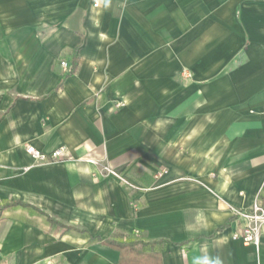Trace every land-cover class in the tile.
Here are the masks:
<instances>
[{
  "label": "crops",
  "instance_id": "0c3cea01",
  "mask_svg": "<svg viewBox=\"0 0 264 264\" xmlns=\"http://www.w3.org/2000/svg\"><path fill=\"white\" fill-rule=\"evenodd\" d=\"M257 200L264 0H0V264H264Z\"/></svg>",
  "mask_w": 264,
  "mask_h": 264
},
{
  "label": "built area",
  "instance_id": "2783aa9c",
  "mask_svg": "<svg viewBox=\"0 0 264 264\" xmlns=\"http://www.w3.org/2000/svg\"><path fill=\"white\" fill-rule=\"evenodd\" d=\"M61 66L65 71H68L70 67L67 60H62ZM26 152L33 158L34 164L25 166L24 170H28L36 164L62 161L71 157L67 147L65 146H60L52 151H43L32 144H28L26 146ZM103 170L110 174L119 176L123 181L126 182V179L120 176L111 167L106 165L103 167ZM167 172V169H162L156 173L155 177H162ZM231 210L236 218L243 223L242 229L233 233V238L242 239L247 244H254L256 246H259L262 235L264 233L263 204L257 200L249 208L233 206Z\"/></svg>",
  "mask_w": 264,
  "mask_h": 264
},
{
  "label": "trees",
  "instance_id": "16d2710c",
  "mask_svg": "<svg viewBox=\"0 0 264 264\" xmlns=\"http://www.w3.org/2000/svg\"><path fill=\"white\" fill-rule=\"evenodd\" d=\"M73 71H74V68H72V69L69 71L68 74L72 73ZM68 74H65V75L62 77V79H61L60 82H63L64 79L66 78V76H67ZM7 206H8V204L3 205L2 207H0V210H3V209H4L5 207H7ZM67 228H69V226H68ZM85 231H86V230H85ZM101 241H102L103 243H105V244H110V245H115L116 247H121V244H119V243H115L114 241L109 240V239H101Z\"/></svg>",
  "mask_w": 264,
  "mask_h": 264
}]
</instances>
